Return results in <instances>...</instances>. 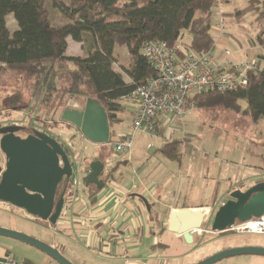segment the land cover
<instances>
[{
	"label": "trees",
	"instance_id": "trees-1",
	"mask_svg": "<svg viewBox=\"0 0 264 264\" xmlns=\"http://www.w3.org/2000/svg\"><path fill=\"white\" fill-rule=\"evenodd\" d=\"M45 1L0 0V81L7 72L17 71L31 97L44 104L58 97L86 95L89 90L87 98L104 107L109 125L119 121V99L155 74L143 53L146 42L173 45L187 32L191 50L205 53L214 48L210 27L217 0H49V6L67 21L61 26L52 24ZM252 1L240 12H247ZM258 11L256 19L263 20L264 10ZM8 15L17 24L14 31L6 25ZM67 37L82 44L83 56L66 55ZM256 42L262 60V34ZM115 46H125L129 54L130 64L124 69L127 81L113 67ZM193 100L195 108L222 106L256 122L264 118V70H249L245 88L200 92ZM179 142L175 138L167 141L160 153L176 158ZM71 194L72 186L65 198Z\"/></svg>",
	"mask_w": 264,
	"mask_h": 264
},
{
	"label": "crops",
	"instance_id": "crops-1",
	"mask_svg": "<svg viewBox=\"0 0 264 264\" xmlns=\"http://www.w3.org/2000/svg\"><path fill=\"white\" fill-rule=\"evenodd\" d=\"M238 5L239 0H217L213 9L210 34L215 42L212 50V63L215 65L220 64L227 67L244 61H252L255 58L259 59V54L262 53L256 42V37L260 34L264 37V30H256L249 34L244 42L240 41L239 38L243 34L237 30L242 27L238 21L244 15L240 10L248 4L241 8ZM232 15L236 20L234 24H232ZM9 18H11L10 23ZM221 19L224 29L220 32L218 22ZM254 20L256 24L259 23L256 16ZM6 25L10 31L17 29L12 15L6 17ZM183 33L189 39V34ZM70 41L75 43V49L72 50L74 53L69 54ZM124 51L127 58L130 59L126 47ZM83 52L80 42L67 37L66 55H82ZM259 60L264 63V59ZM79 98L80 96L73 98L75 103H67L63 109L67 106L81 108L85 101L81 102ZM119 103L122 106V111L117 113L119 121L110 124L109 139L125 132L131 119L132 106L126 102L120 101ZM241 104L244 107L243 101ZM165 121L160 120L158 123V127L162 129L156 134L159 137L158 140L162 141L160 147L169 141L163 135ZM64 126L65 134L69 136L66 139L76 146L74 147L76 151H74L68 145L74 152L76 163L83 176L88 171V164L99 157L104 162L102 173L105 171L106 175L100 178L104 180L105 185L100 190H97L94 185L86 187L84 183L82 191L77 188L78 186L73 187L72 194L65 199L64 209L59 220L56 224L49 225L48 228L53 232L57 231L60 242L62 236L67 241L72 240L84 245L86 254L97 261L95 264H194L231 247L264 246L258 238H232L229 235H224L225 233L218 235L212 232L207 225H203L201 229L193 233L190 244L176 237H168L165 230L169 215L174 209L201 210L213 213L225 202L221 201V197L225 193L224 190L231 192L238 186L223 187L219 177L220 172L212 171L213 174L215 173L214 177L203 176L202 184L198 188L202 195L212 196V200L210 197L209 200L207 199L201 204H178L176 197L179 196L185 181H188L189 178V169L183 167L179 148V155L176 158L158 153L160 152V147H158V152L137 159L134 150H132V144L126 156L111 160L104 152L105 144L89 141L68 122ZM139 133L143 134L145 131H139ZM85 142H89V150L85 156H78L77 153L81 150L76 149L77 145H82ZM64 145L67 144L64 143ZM79 157L82 158V161L78 160ZM259 167H261L262 175H251L252 184L263 180L264 168H262V164ZM110 170L111 174L108 176ZM206 190L207 192H205ZM166 194H170L169 200L164 198ZM0 225L13 228L7 224ZM29 248L31 247L25 243L0 236V258L9 254L18 264H50L46 257L35 255ZM24 260L27 262L24 263ZM213 264H264V256L236 255Z\"/></svg>",
	"mask_w": 264,
	"mask_h": 264
},
{
	"label": "rangeland",
	"instance_id": "rangeland-1",
	"mask_svg": "<svg viewBox=\"0 0 264 264\" xmlns=\"http://www.w3.org/2000/svg\"><path fill=\"white\" fill-rule=\"evenodd\" d=\"M248 3V0H239L238 6L241 8ZM45 5L49 9L50 18L54 26H61L67 22L58 10L49 6V0L45 1ZM248 8V11L244 12L242 19L238 21L242 26L237 29L243 34L239 38L241 42H244L252 32L264 30V20H259L258 24L254 20L256 13L259 12L258 9L264 10V0H254L250 2ZM8 20L10 23L11 18ZM234 23H236V20L235 16L232 15V24ZM184 35L185 39H188L186 34ZM69 44V54L74 53L72 50L75 49V43L70 41ZM124 48L125 46L114 47L116 61L113 67L122 73L124 79L128 80L124 69L129 67L130 59L127 58ZM83 55L84 52L80 56ZM88 94H91L89 90L86 92V95L80 96V101H85ZM76 97L79 96H74L73 98ZM73 98L58 97L44 104L40 102L39 98L35 99L31 97L27 83L22 80L21 75L17 71H9L0 81V124L8 122L21 123L29 126L32 125L36 131H49L61 143L69 145L76 151L74 149L76 146L66 139L68 135L65 134L64 125L67 122L60 118L63 107L67 103H75V99ZM63 104L65 105L63 106ZM170 130L173 131L174 138L180 139V157L183 167L189 169L188 181H185L179 196L176 197L178 204H201L205 200H209L210 197L212 200V196L207 197L202 195L201 190L198 189L202 184L203 176L207 175L206 178L214 177L215 173L213 174L212 171L220 172L219 177L221 178V185L223 187L230 186L231 188L238 186L236 189L241 190H245L253 185L250 179L251 175H262L259 165L262 164V168H264V118L253 122L248 116L235 113L222 106L209 108L194 107L190 112L174 118L168 125L164 126L163 135L165 139ZM139 131L134 133L132 142V150H134L135 157L138 159L144 155L150 156L158 152L157 148L160 147L162 142L158 140L159 137L156 135L158 133L150 134L144 130L145 133L140 134ZM77 146L76 149L81 150V153L78 151L77 155L82 157V155L85 156L87 154L90 144L89 142H85ZM104 146V152L111 160L119 159L128 154V151L115 152L108 143ZM79 159L82 161V158L79 157ZM76 175L78 180L76 186L82 191L84 188L82 181L83 174L80 172ZM105 175L104 171L100 177H104ZM224 192L225 195H222L221 201H226L230 198L231 192L227 190H224ZM164 198L169 200L171 196L170 194H166ZM213 213H206L207 218L204 225L210 227ZM4 219L12 221H5ZM0 224L11 225L13 228L0 226L23 232L57 248L64 257L74 264L97 263L96 260L86 254L84 245L72 240L67 241L62 236L61 239H64V243L62 240L60 242L57 231L53 232L48 228L51 225L50 223L30 215L25 210L12 204L0 202ZM220 233H225L224 235H229L232 238H258L264 244V234H239L227 230ZM220 233L217 234L219 235ZM29 247H31L29 249L35 255L46 257L50 264H58L40 250L32 246Z\"/></svg>",
	"mask_w": 264,
	"mask_h": 264
},
{
	"label": "water",
	"instance_id": "water-1",
	"mask_svg": "<svg viewBox=\"0 0 264 264\" xmlns=\"http://www.w3.org/2000/svg\"><path fill=\"white\" fill-rule=\"evenodd\" d=\"M61 120L74 125L89 141L107 144L110 125L102 105L86 98L81 108L65 107ZM22 127L9 125L0 128V149L5 154V168L0 177V201L25 210L28 214L54 225L64 209L65 195L72 177L80 173L76 160L61 143L40 131L26 137L15 135ZM104 169L101 158L88 164V173L82 177L86 187H104L100 178ZM77 176V175H76ZM62 189L58 194V187ZM230 198L213 213L210 230L225 232L236 221H248L264 214V179L245 190L234 189ZM207 214L201 210L174 209L168 218L165 234L190 244L193 233L204 225ZM0 236L15 239L40 250L58 264H74L55 247L10 228L0 226ZM236 255L264 256V247L245 245L216 252L194 264H213Z\"/></svg>",
	"mask_w": 264,
	"mask_h": 264
},
{
	"label": "built area",
	"instance_id": "built-area-1",
	"mask_svg": "<svg viewBox=\"0 0 264 264\" xmlns=\"http://www.w3.org/2000/svg\"><path fill=\"white\" fill-rule=\"evenodd\" d=\"M218 27L220 32L223 31L222 19L218 22ZM143 53L155 74L119 99V102L132 106V113L125 132L111 137L107 142L115 152L129 151L136 131L157 133L160 120H166V126L174 118L193 110L195 94L245 88L249 70H264V63L259 59L227 67L215 65L212 63V51L198 53L191 50L189 40L185 39L184 34H181L173 45L160 40H150L143 45ZM166 138L172 140L173 131L170 130ZM71 182L72 188L76 187V175L72 177ZM227 231L264 234V214L248 221H236ZM0 264L18 262L7 254L0 258Z\"/></svg>",
	"mask_w": 264,
	"mask_h": 264
},
{
	"label": "flooded vegetation",
	"instance_id": "flooded-vegetation-1",
	"mask_svg": "<svg viewBox=\"0 0 264 264\" xmlns=\"http://www.w3.org/2000/svg\"><path fill=\"white\" fill-rule=\"evenodd\" d=\"M73 108V107H72ZM75 108V107H74ZM77 108V107H76ZM9 125H17V126H20V127H22L21 129H19V130H17L16 132H15V135H18V136H20V137H26L27 135H29V134H32L34 131H35V129L32 127V125L31 126H29V125H24V124H21V123H12V122H8V123H4V124H0V128L1 127H4V126H9ZM72 125V124H71ZM74 128H76L74 125H72ZM77 129V128H76ZM78 131H80L79 129H78ZM22 133H24V134H22ZM42 133H45V134H47V135H49V136H51L53 139H55L56 141H58L59 143H61L59 140H57L56 139V137L52 134V133H49V131L48 132H45V131H42ZM2 133H0V138L2 137ZM62 144V143H61ZM65 146V147H64ZM67 145H63V147L66 149V151L71 155V158H73V159H75V156H74V152L72 151V149L69 147V146H67ZM99 158V157H98ZM97 159V158H96ZM5 163H6V157H5V154L1 151V149H0V177H1V172L4 170V168H5ZM80 172H81V169H80ZM87 173H88V171H87ZM72 186V182L70 181V183H69V185H68V190L70 189V187ZM58 194H59V192H60V186L58 187ZM67 190V191H68ZM1 202V201H0ZM5 203V202H4ZM8 204V203H7ZM48 222V221H47Z\"/></svg>",
	"mask_w": 264,
	"mask_h": 264
}]
</instances>
